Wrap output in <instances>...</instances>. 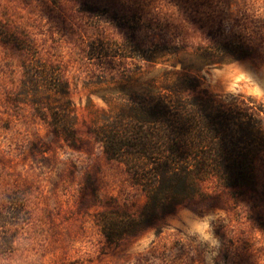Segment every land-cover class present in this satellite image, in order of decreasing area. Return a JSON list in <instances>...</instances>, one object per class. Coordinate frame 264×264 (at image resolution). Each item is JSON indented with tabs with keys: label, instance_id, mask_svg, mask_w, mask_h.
<instances>
[{
	"label": "rangeland",
	"instance_id": "obj_1",
	"mask_svg": "<svg viewBox=\"0 0 264 264\" xmlns=\"http://www.w3.org/2000/svg\"><path fill=\"white\" fill-rule=\"evenodd\" d=\"M162 69L196 77L191 96L264 109V0H0V264H264V160L254 188L209 181L201 206L103 232L146 196L95 133ZM209 215L215 245L187 238Z\"/></svg>",
	"mask_w": 264,
	"mask_h": 264
},
{
	"label": "trees",
	"instance_id": "obj_2",
	"mask_svg": "<svg viewBox=\"0 0 264 264\" xmlns=\"http://www.w3.org/2000/svg\"><path fill=\"white\" fill-rule=\"evenodd\" d=\"M152 56L142 59L156 63ZM196 80L183 70L162 69L155 81H145L137 101L117 104L116 116L97 129L105 154L125 165L146 196L137 217H105L108 238L137 234L180 206H201L209 181L223 189L255 187L257 161L264 160L263 107L191 96ZM57 91L66 100L65 85ZM60 107L65 115L55 128L70 136L69 103Z\"/></svg>",
	"mask_w": 264,
	"mask_h": 264
},
{
	"label": "clouds",
	"instance_id": "obj_3",
	"mask_svg": "<svg viewBox=\"0 0 264 264\" xmlns=\"http://www.w3.org/2000/svg\"><path fill=\"white\" fill-rule=\"evenodd\" d=\"M186 215H191L187 213ZM212 216H199L194 220L187 221L186 236L197 242H207L215 245L216 241L213 237V229L211 221ZM186 238V237H185Z\"/></svg>",
	"mask_w": 264,
	"mask_h": 264
}]
</instances>
